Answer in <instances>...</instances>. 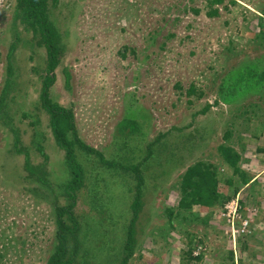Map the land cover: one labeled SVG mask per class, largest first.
Here are the masks:
<instances>
[{"label": "rangeland", "instance_id": "rangeland-1", "mask_svg": "<svg viewBox=\"0 0 264 264\" xmlns=\"http://www.w3.org/2000/svg\"><path fill=\"white\" fill-rule=\"evenodd\" d=\"M16 1L0 0V264H47L55 207L67 204L62 187L71 172L40 100L48 75L55 77L52 101L71 111L81 139L114 163L80 153L85 186L106 184L100 185L104 209L88 204L86 187L80 194L75 211L86 216L80 218L84 231L86 219L101 216L119 229L96 225L98 231L124 235L140 185L136 171L119 164L137 166L160 138L154 158L139 166L147 183L130 264H264V150H257L264 148V87L232 104L218 96L225 70L257 56L264 0H234L238 5L220 7L219 16L207 14L205 0H59L50 5L60 34L53 71L39 36L14 21ZM9 76L13 84L1 99ZM191 85L203 96L189 95ZM127 118L140 130L118 149L113 136ZM222 144L235 147L241 171L253 179L232 199L241 178L223 166ZM196 161L220 172V201L180 208L182 167ZM167 209L175 212L171 224Z\"/></svg>", "mask_w": 264, "mask_h": 264}, {"label": "trees", "instance_id": "trees-1", "mask_svg": "<svg viewBox=\"0 0 264 264\" xmlns=\"http://www.w3.org/2000/svg\"><path fill=\"white\" fill-rule=\"evenodd\" d=\"M206 6L209 9L207 14L209 16H219L220 7L229 10L233 5H238L234 0H205ZM59 0H17L16 6L14 8V21L25 24L26 28H30L33 32L39 36L41 39V44L45 47L47 56L46 63L49 67L48 71H53L58 64L57 56L60 53V34L58 28L51 18L50 5H58ZM263 18V17H262ZM260 19V17H259ZM261 21H264L262 19ZM259 22L260 34L258 35V43L254 44L257 47V56L248 57L244 61L240 62L238 67H232L228 72L225 70V74L222 78L219 91V99L225 103L232 104L238 102L241 97H249L253 95V92H260L264 87V43L262 44V39H264V23L261 25ZM15 52V46L12 45L9 48V57L12 58ZM12 65L8 64L7 67ZM12 71H9L8 75H12ZM69 77V75H68ZM54 76H46L45 86L42 87V93L40 96L42 108L49 115V126L53 132L55 141L58 147L65 152V165L69 172H71V178L66 180L63 185V195L67 199V204L60 205L56 204L55 207V219H56V236L54 250L51 253L47 264H130L131 260L137 253V226L141 219V214L144 212L143 204V191L140 190L142 185H146V177L141 175V169L139 166H143L147 160L154 158L153 146L160 143V138L156 139L152 144L148 145V155L143 161L137 163V166L131 168V166L120 165L122 170L136 171V177L139 182L140 188L138 190V195L132 204L133 215L129 224L124 231V235L121 238L116 239L110 237L108 231L103 232L96 229V225L105 226L109 230H113L118 226L110 224L108 218L104 220L101 216L98 218L94 214H90L88 218L95 216V219H86L87 226L84 231V226H81V217L85 220V217L81 214H77L75 208L79 204L80 194L84 188L89 193L90 202L88 203L92 207H101L102 199L106 195V190L100 188L101 184L98 181L90 186H85L84 178L85 171L82 165V160L80 158L81 152H91L92 154L98 156L102 163L112 167L114 163L106 159V155L102 152L94 149L93 147L87 145L79 136L78 130L76 128L74 114L64 107L59 106L57 103L53 102L49 96V87L54 82ZM12 77H8L5 80L1 99H4V95H8L10 86H12ZM190 94H198L203 96V92L197 93L195 87L191 85L188 89ZM244 97V98H246ZM3 103V100H1ZM131 106V105H129ZM133 107V106H132ZM140 108L141 106H137ZM210 109L208 105L204 111ZM8 123V122H7ZM10 125V124H9ZM15 130V129H14ZM125 130H127L130 135H125ZM140 130V125L138 121L133 118L123 119L118 125L116 134L113 136L114 144L118 146V149H126L128 143L132 140L134 132ZM228 133V131H227ZM229 137V135H227ZM14 147L19 143V136L15 137ZM41 154L44 153V147L40 146L38 148ZM220 152V158L223 166L232 169L235 174H238L241 178V183L235 185V190L233 191V197H237L240 192V187L248 185L253 180L251 176L244 173L240 169V153L236 151L235 147L231 145H220L218 147ZM79 152V153H78ZM29 153H27L26 160L29 162ZM117 166V164H116ZM184 172L179 181L181 183V199L179 201V207L190 209L193 205L201 206H212L220 201L221 194L219 193V185L221 183L220 172L216 167L210 163H205L202 161H196L193 163H185L182 167ZM31 169V168H29ZM181 170V167L178 171ZM140 172V173H139ZM176 172V171H174ZM125 174V173H124ZM130 179V178H129ZM227 180V178H226ZM46 180L44 181V183ZM114 183V178L113 181ZM230 185V179L227 181ZM239 185V186H238ZM97 215L100 212L95 211ZM94 212V213H95ZM102 213H106L103 211ZM167 215L170 218V224L174 213L167 209ZM85 214V213H84ZM176 215V214H175ZM108 216V215H107ZM186 218V217H185ZM103 220V221H102ZM90 222V223H89ZM107 223L108 225L104 224ZM104 224V225H103ZM109 226V227H108ZM114 226V227H113ZM95 227V228H94ZM93 229V230H92ZM98 231V233H97ZM89 234L88 245L87 234ZM101 237H108L106 239H101ZM191 239V244L193 243V237ZM103 246H108L109 251L102 249ZM121 253V255H120ZM92 261V262H91ZM231 261L233 260V253H231ZM241 264H244L241 262Z\"/></svg>", "mask_w": 264, "mask_h": 264}, {"label": "built area", "instance_id": "built-area-1", "mask_svg": "<svg viewBox=\"0 0 264 264\" xmlns=\"http://www.w3.org/2000/svg\"><path fill=\"white\" fill-rule=\"evenodd\" d=\"M232 204H233V206H234V209H235V210H234V213H233V214H234L233 216H235V212H236V210H237V205H238V204H237V202H236V201H233V203H232ZM235 206H236V207H235ZM230 211H231V208H230ZM231 215H232V214H230V216H231Z\"/></svg>", "mask_w": 264, "mask_h": 264}, {"label": "crops", "instance_id": "crops-1", "mask_svg": "<svg viewBox=\"0 0 264 264\" xmlns=\"http://www.w3.org/2000/svg\"><path fill=\"white\" fill-rule=\"evenodd\" d=\"M257 150H259V151H263L264 150V148L263 147H259V148H257ZM252 182V181H251Z\"/></svg>", "mask_w": 264, "mask_h": 264}]
</instances>
